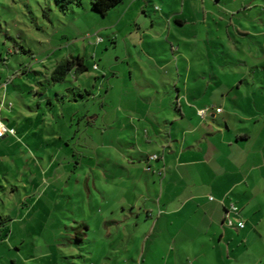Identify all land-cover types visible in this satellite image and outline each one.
Masks as SVG:
<instances>
[{
    "label": "crops",
    "instance_id": "0c3cea01",
    "mask_svg": "<svg viewBox=\"0 0 264 264\" xmlns=\"http://www.w3.org/2000/svg\"><path fill=\"white\" fill-rule=\"evenodd\" d=\"M151 4L113 9L105 31L119 54L86 63L81 76L94 85L71 88L83 97L65 89L48 100L58 150L41 197L74 200L82 217L71 229L86 230L69 241L103 240L100 264H119L134 247L126 264H237L264 242V0ZM6 100L0 123L14 129L2 117L13 108Z\"/></svg>",
    "mask_w": 264,
    "mask_h": 264
},
{
    "label": "rangeland",
    "instance_id": "374dc122",
    "mask_svg": "<svg viewBox=\"0 0 264 264\" xmlns=\"http://www.w3.org/2000/svg\"><path fill=\"white\" fill-rule=\"evenodd\" d=\"M152 2L153 8L161 6V0ZM111 16L94 13L90 0H81V7L66 12H60L52 0H0V102L5 103L6 97V103L13 105L12 109L2 107V117L7 116L16 131L14 138L0 142V239L4 242L0 243V264H100L105 257L107 246L93 234L79 248L70 243L72 234L82 232L71 229L80 212L74 200L62 197L60 204H54L57 199L41 197V192L52 182L47 170L52 158L48 157L55 160L58 150L53 134L57 121L52 125L57 111L48 102H56L57 93L65 89L94 85L88 74L73 73L76 80L70 74L64 82L53 84L51 73L72 55L86 54L89 67L93 61L100 64L101 55L106 60L116 58L120 49L114 48L105 31L115 21ZM141 22L150 21L142 15ZM110 75L108 71L109 79ZM100 143L101 138L93 135L91 146ZM134 249L128 256L115 254V261L126 264V258L136 254ZM239 261L264 264V242L255 243Z\"/></svg>",
    "mask_w": 264,
    "mask_h": 264
},
{
    "label": "trees",
    "instance_id": "16d2710c",
    "mask_svg": "<svg viewBox=\"0 0 264 264\" xmlns=\"http://www.w3.org/2000/svg\"><path fill=\"white\" fill-rule=\"evenodd\" d=\"M60 12H66L69 9L81 7V0H52ZM124 0H90L91 10L101 16L107 17L109 13L119 6ZM22 49V47H20ZM23 53L25 50H23ZM86 58L83 56H70L60 61L51 73L50 79L53 84L64 82L70 74L82 75L88 72ZM1 80V76H0ZM65 94L70 95L71 100L77 97H83V94L76 95L74 89H67ZM76 95V96H75ZM78 229L86 230L85 226H79Z\"/></svg>",
    "mask_w": 264,
    "mask_h": 264
},
{
    "label": "built area",
    "instance_id": "2783aa9c",
    "mask_svg": "<svg viewBox=\"0 0 264 264\" xmlns=\"http://www.w3.org/2000/svg\"><path fill=\"white\" fill-rule=\"evenodd\" d=\"M99 41L101 42L102 39L99 38ZM94 69H96V67H94ZM9 107H12V105L9 104ZM216 112L220 113L221 109H217ZM198 114L201 118H205L207 115V110H201L198 112ZM15 135H16V132L14 129L6 128L2 123H0V139L4 138L6 136L14 137ZM150 159L151 160H157L158 156L157 155L151 156ZM211 200H212V198H211ZM230 214L238 215V209L233 205L230 206L229 210H227V215H226V219H225V224L229 227H232V226H234V223H233L232 219L229 217ZM237 226H238V228L242 229V228H244V223L239 222Z\"/></svg>",
    "mask_w": 264,
    "mask_h": 264
}]
</instances>
